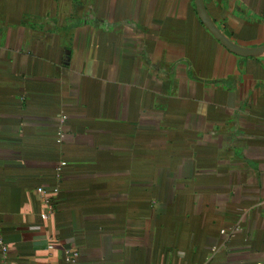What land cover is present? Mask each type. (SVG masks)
Returning a JSON list of instances; mask_svg holds the SVG:
<instances>
[{
    "label": "crops",
    "instance_id": "0c3cea01",
    "mask_svg": "<svg viewBox=\"0 0 264 264\" xmlns=\"http://www.w3.org/2000/svg\"><path fill=\"white\" fill-rule=\"evenodd\" d=\"M203 4L264 46V0ZM0 240V264H264V54L194 0H0Z\"/></svg>",
    "mask_w": 264,
    "mask_h": 264
},
{
    "label": "water",
    "instance_id": "95a60500",
    "mask_svg": "<svg viewBox=\"0 0 264 264\" xmlns=\"http://www.w3.org/2000/svg\"><path fill=\"white\" fill-rule=\"evenodd\" d=\"M198 17L207 30L231 53L241 57H257L264 54V46L260 48H244L233 44L225 37L210 19L203 4V0H194Z\"/></svg>",
    "mask_w": 264,
    "mask_h": 264
},
{
    "label": "built area",
    "instance_id": "2783aa9c",
    "mask_svg": "<svg viewBox=\"0 0 264 264\" xmlns=\"http://www.w3.org/2000/svg\"><path fill=\"white\" fill-rule=\"evenodd\" d=\"M60 142V139L58 138V143ZM64 165V163H61L60 166L57 168L58 171L61 170L62 166ZM38 193H40L44 199V202L49 206L50 205V199L52 196L58 194V190L57 189H53L52 192H48V191H45L44 189L42 188H39L38 190ZM239 228L238 227H232L230 228L228 231L226 230H222L220 232V234L222 236H228V237H234L235 234L238 232ZM0 250L2 253H5L6 252V246L4 245V243L0 240ZM70 259L71 261L75 260V258H77L78 254L77 252H75V250H71L70 252Z\"/></svg>",
    "mask_w": 264,
    "mask_h": 264
}]
</instances>
